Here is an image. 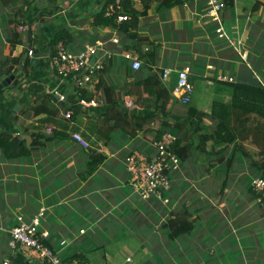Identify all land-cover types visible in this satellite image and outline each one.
Here are the masks:
<instances>
[{
  "label": "crops",
  "instance_id": "1",
  "mask_svg": "<svg viewBox=\"0 0 264 264\" xmlns=\"http://www.w3.org/2000/svg\"><path fill=\"white\" fill-rule=\"evenodd\" d=\"M106 1L13 0L4 4L0 0V81L14 75L0 89V131L20 134L29 143L30 132L35 131L34 126L45 115H31L30 104L26 105L29 102L35 105L37 96L43 92L64 95V90L70 86V82L57 76L48 61L49 40L60 28H67L72 36L71 45H64L70 50L78 51L85 44L101 42L99 54L105 57L104 61L107 58L113 60L106 78L116 90L123 89L128 81L126 68L128 64L131 67L126 53L132 51L123 48L114 30L92 24L93 16ZM138 4L136 2L137 8ZM219 14L223 28L221 36L216 33L218 24L208 16L206 0H183L182 4L171 7L161 6L155 0L139 23V30L158 44L154 66L172 68L165 85L171 89L176 79L175 70L189 66L190 82L194 87L190 102L206 112L218 96L212 78L225 75L233 80H259L264 84V0H228ZM16 23L20 25L17 27ZM14 29L17 36H14ZM113 35L117 36L118 42L111 40ZM28 50H33L32 55H28ZM27 57L32 63L29 75H24L20 65L8 74L3 72L12 64L13 58L23 61ZM191 75L200 82L193 81ZM54 76L57 77L55 80ZM14 79L16 83H13ZM207 82L212 85V92L202 94V88L207 89ZM220 96L227 99L225 94ZM132 101L129 98L126 102ZM23 109L28 111L18 114ZM139 111L144 113L146 110ZM147 115L154 116L155 113L150 110ZM205 120L212 125L210 119ZM150 123L157 126L154 119ZM121 143L117 148H127L128 152L131 150L146 159L152 157L155 149L154 142L142 134ZM250 143L249 139L242 141L248 151ZM60 145L66 148L65 152L53 151ZM78 145L69 139L52 141L31 156L14 161L4 159L0 154V222L3 225L14 224L16 214L30 218L42 209L39 228L47 230L49 240L56 242H53L55 251L71 254L90 250V264L98 260L101 264H124L129 257L123 263L119 262L110 250L113 246L96 251L93 249L99 245L95 247L88 239L100 241L105 225L116 227L130 221L128 213L131 209L139 211L156 226L155 245L148 246L143 242L153 258L160 244H163L162 248L170 244L173 252L168 264H264V205L257 202L250 181L245 180L248 173L255 174L251 172L249 159L241 152L236 154L237 160L231 167L224 164L231 156L229 152L223 155L219 165L213 167H208L205 154L195 155L185 166L180 164L172 177L169 202L162 204L158 212L151 202L149 208L152 210L141 208L136 199L137 191L128 182L126 159L120 150L112 152L101 142L99 150L106 153L107 160L90 178L80 180L76 174L84 154ZM58 177L60 181L55 180ZM236 183L240 187L239 196L231 198L229 186L234 187ZM23 189L25 192L30 190V199L27 195L22 199ZM55 194L59 195L56 200ZM184 209L192 213L189 219L195 220V227L189 234L171 241L162 225L173 211ZM155 217L159 218L156 220ZM5 235H0V264L4 259H9L12 264L10 255L13 254L21 264H45L31 252H13ZM62 240L65 243L60 244ZM74 241L81 243L70 247ZM20 256L22 260H19Z\"/></svg>",
  "mask_w": 264,
  "mask_h": 264
},
{
  "label": "trees",
  "instance_id": "2",
  "mask_svg": "<svg viewBox=\"0 0 264 264\" xmlns=\"http://www.w3.org/2000/svg\"><path fill=\"white\" fill-rule=\"evenodd\" d=\"M11 1L13 0H1L4 4ZM153 1L155 0H139L140 8H137L134 0H107L93 16L92 24L94 26L108 27L114 30L120 37L123 48L132 51L141 60L138 70H132L128 64L126 68L128 81L124 83L123 89L116 90L113 83L106 78L113 62L111 58H107L103 67L97 72L98 79L94 87L78 88L73 86V93L69 94L71 101L60 100L51 91L43 92L37 96L35 105L29 102L26 107L30 104L29 108L33 116L45 115L40 120L41 124L56 122L60 125L59 128H52L51 132L47 133L42 129L45 124L43 127L37 124L33 128L35 131L30 132L29 143L20 134L0 131V154L4 159L14 161L29 157L33 152L44 149L46 143L73 140L70 132L79 131L87 140L88 145L85 147L78 145L84 158L76 176L85 181L96 173L101 164L107 160L106 153L99 150L100 142L112 152L120 150L124 160L130 155L147 161L157 153L156 148L152 157L146 159L131 153V150L128 152L127 148L117 147L122 144L121 142L134 138L138 134L146 136L151 142H156L162 138L165 132H171L176 138L168 144L166 150L176 155L178 163L176 167L169 165L163 168L162 172L168 176L169 186L167 188L162 185L156 186L148 196L136 192L137 203L142 209L152 210L151 207L149 208L151 202L157 206L158 212L161 211L162 204L169 202L168 194L172 188L173 174L179 170L180 164L185 166L198 154L207 155L208 167H213L219 165L223 160V155L229 152L231 156L225 160L224 164L231 167L237 160L236 154L241 152L249 159L251 172L264 177V84L259 80L223 81L212 78L210 80L213 81L214 91L218 96L211 101L208 112L197 109L190 101L184 103L180 98L173 96L160 78L162 68L154 66L158 58V44L139 30L140 19L148 14ZM157 1L164 7L183 3V0ZM227 2L228 0L225 3L227 4ZM109 5L114 7L112 13L106 14ZM119 14L126 15V19L118 20ZM19 23H16L15 26H19ZM15 31L16 29L13 30V32ZM16 34L15 32L14 36H17ZM71 37L65 27L54 32L48 44V61L50 56L56 53L59 43L66 46L71 45ZM16 65L21 66L24 75H29V67L32 63L28 57L23 61L13 58L12 64L3 72L10 73ZM191 78L193 79L195 76L191 75ZM66 79L69 82L71 76ZM13 83H16V79L13 80ZM64 91L68 94L66 89ZM223 94L227 95V99L220 96ZM126 98L128 100L132 98L133 107L126 106V101H128ZM93 99L97 102L96 106H87V108L80 104V100L89 102ZM140 109L146 111L142 113L139 111ZM63 110L71 113L69 118L61 121L59 116ZM150 110L155 113L154 116L147 115ZM26 111L28 110L23 109L18 114ZM207 118L212 121L211 126L206 122ZM153 119L156 120V127L150 123ZM68 124H72V130L67 127ZM246 139H249L257 147L256 153L253 154L245 149L242 141ZM129 181L131 184L134 183L131 172H129ZM128 214L131 218L130 226L136 233L134 236L139 235L140 239L145 240V244L153 243L155 245V239H157L153 227L155 225L148 222V218L139 211L129 209ZM191 216L192 213L188 209L173 211L170 214L162 225L167 231L169 240L174 241L179 236L193 231L195 220H190ZM119 225L108 227V233L116 230ZM44 242L55 250L53 247L55 241L52 242L48 238ZM80 243L81 241H74L70 247ZM103 247V245H99L93 250H102ZM58 254L65 264L91 263L90 250ZM17 258V255H10L12 264H21ZM19 260H22L21 256ZM42 263L49 264L46 261H42Z\"/></svg>",
  "mask_w": 264,
  "mask_h": 264
},
{
  "label": "built area",
  "instance_id": "3",
  "mask_svg": "<svg viewBox=\"0 0 264 264\" xmlns=\"http://www.w3.org/2000/svg\"><path fill=\"white\" fill-rule=\"evenodd\" d=\"M118 1V0H116ZM207 1V13L210 20L217 23L216 33L218 35L223 34V28L221 24L219 12L224 8V0H206ZM138 2L139 0H134ZM112 5H109L106 9V14L112 13ZM118 20H125L126 15L119 14ZM111 40L118 42L117 36L113 35ZM101 42H95L93 44H85L82 49L73 51L62 43L57 45V51L54 55L50 56L49 62L51 67L55 70L57 76L67 82V77L71 76L70 83L78 88L88 87L92 88L98 77L97 72L103 67L104 59L99 54V46ZM32 50H28V55H32ZM131 62V68L138 70L141 66V60L139 57L132 53H126ZM172 71L171 67H165L162 69L160 78L163 82L169 78V74ZM176 79L175 83L171 87V94L177 98H180L182 102H189L192 92L194 90L193 84L189 80L191 73L190 67L183 65L175 70ZM219 80L232 81L233 78L229 76H218ZM56 92V91H55ZM57 97L63 100L64 96L57 92ZM80 104L83 107L90 105H96L95 99L87 102L80 100ZM127 107L132 106V102H126ZM70 111L65 113L66 117L70 116ZM52 126L46 127V132H51ZM71 138L78 142L81 146L88 145L87 140L78 131L71 133ZM175 135L171 132H165L162 138L154 142L156 148V154L150 160H139L134 156H127V170L133 175V187L137 193L143 196H148L150 192L154 191L156 186H169V179L164 174L163 168L169 165L176 167L178 158L176 155L166 150L168 144L175 139ZM251 187L256 193L257 202L264 205V177L261 175H254L251 179ZM159 195V194H158ZM43 215L41 209L38 213L34 214L30 218L25 217L22 214L15 215V222L12 225H3L0 222V235L7 234L8 245L13 252L33 253L36 257L42 261H46L49 264H65L62 262L60 255L51 247L45 244L44 240L49 238V232L45 229H39L40 219ZM65 243L64 240L60 244ZM129 259V258H128ZM1 264H10L9 259H4Z\"/></svg>",
  "mask_w": 264,
  "mask_h": 264
},
{
  "label": "rangeland",
  "instance_id": "4",
  "mask_svg": "<svg viewBox=\"0 0 264 264\" xmlns=\"http://www.w3.org/2000/svg\"><path fill=\"white\" fill-rule=\"evenodd\" d=\"M137 6H139V8H140V4H138ZM56 78H57L56 76L53 77L54 80ZM193 80L196 82H200V80L198 78H193ZM206 87H207V89L202 88V94H207V93L212 92V85L211 84H209L207 82ZM73 90H74V87L70 84V86L67 88L68 94H66V92L64 93L65 96L63 95L64 96L63 100L68 99L71 101V96L69 94H72ZM199 91H201L200 88H199ZM192 94L194 97V93H192ZM204 97H205V95H204ZM208 99H210V97L207 98V101H208ZM207 101H205L206 102L205 104L208 103ZM65 113L66 112H64V110L62 111V113H60L59 119L61 121H63L66 118H69V117L65 116ZM43 123H44V121H43ZM38 124L41 125L42 127L44 125V124H41V121ZM71 125L72 124H68L67 127H69V129L72 130ZM47 126H53L54 128H58L60 125L56 122H54L53 124L48 123V124H46V126H44V129H46ZM248 147L250 148L249 151L251 153H253V154L256 153L257 147L255 145L250 143V145ZM53 151H55L57 153H63L66 151V148L63 147L62 145H60L59 148H55ZM70 151L72 152L71 148H70ZM74 152L76 153L78 151H75V149H74ZM251 176H252V174L248 173L245 180L250 181V183H251V179L253 177V176L252 177ZM250 177H251V179H250ZM55 180L60 181V178L55 179ZM243 181H244V178H243ZM229 187L231 189L230 190L231 192L229 193L230 195H228L229 197L231 196V198H233V195L239 196L238 192H240V187H239L238 183H236L234 187H232V186H229ZM22 193H23L22 199H25L23 195H27V198L30 199V190L29 189H27V192H25V190L23 189ZM16 196H18V192L16 193ZM58 196H59L58 194H55V200L58 199ZM81 225H83V224H81ZM130 225H131L130 222L128 220H126L125 222L120 224L116 230H113L110 233H108V230H107V228L110 226L105 225V231H104V233H102L100 241H97L95 239H88V241L91 242L92 245H95V247L97 245H103L105 247H107L109 245L110 248L113 246V249H110V250H111V252L115 253L119 262L123 263L125 261L126 257L130 258V260H127L124 264H168L169 263L168 258L171 257L170 255H172V252H173L171 245L168 244L166 247L162 248L163 244H160V248H159V250H157L155 252V257L153 258L152 257L153 254L149 250L144 248L143 242L145 240L140 239L139 235L134 236V234H136V233L133 231V229L131 228ZM153 227H155V229H156V226H153ZM158 233H160V231H158ZM129 235H130V237H129ZM100 262L101 261L98 260V262H96L94 264H101Z\"/></svg>",
  "mask_w": 264,
  "mask_h": 264
},
{
  "label": "water",
  "instance_id": "5",
  "mask_svg": "<svg viewBox=\"0 0 264 264\" xmlns=\"http://www.w3.org/2000/svg\"><path fill=\"white\" fill-rule=\"evenodd\" d=\"M32 61H33V60H32ZM13 77H14V75L11 74V75L5 77L4 79H2V80L0 81V89H1L3 86H5L6 84H8V83L11 81V79H12Z\"/></svg>",
  "mask_w": 264,
  "mask_h": 264
},
{
  "label": "bare ground",
  "instance_id": "6",
  "mask_svg": "<svg viewBox=\"0 0 264 264\" xmlns=\"http://www.w3.org/2000/svg\"><path fill=\"white\" fill-rule=\"evenodd\" d=\"M93 21V20H92ZM13 25V24H12ZM74 27V26H73ZM22 60V59H21ZM24 73V72H23ZM18 79V78H17Z\"/></svg>",
  "mask_w": 264,
  "mask_h": 264
}]
</instances>
